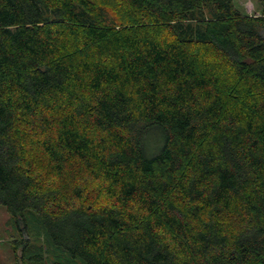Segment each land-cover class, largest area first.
I'll list each match as a JSON object with an SVG mask.
<instances>
[{
  "label": "trees",
  "instance_id": "obj_1",
  "mask_svg": "<svg viewBox=\"0 0 264 264\" xmlns=\"http://www.w3.org/2000/svg\"><path fill=\"white\" fill-rule=\"evenodd\" d=\"M259 3L0 0V205L81 264H264Z\"/></svg>",
  "mask_w": 264,
  "mask_h": 264
},
{
  "label": "rangeland",
  "instance_id": "obj_2",
  "mask_svg": "<svg viewBox=\"0 0 264 264\" xmlns=\"http://www.w3.org/2000/svg\"><path fill=\"white\" fill-rule=\"evenodd\" d=\"M234 4L243 14L249 16H259L261 6L259 0H234ZM37 167L41 172V177H46L43 161L38 157ZM45 161V160H44ZM37 170V169H36ZM77 182L83 185L90 196V200L96 202V197L102 194L100 186L86 178L78 176ZM53 185L61 184L60 180H49ZM51 183H46L51 185ZM96 195V196H95ZM104 203V201H100ZM227 228H232L229 219H225ZM25 226V227H24ZM0 264H81L71 261L66 254L55 248L46 237L40 223L33 215H27L26 220H15L5 208L0 205Z\"/></svg>",
  "mask_w": 264,
  "mask_h": 264
}]
</instances>
